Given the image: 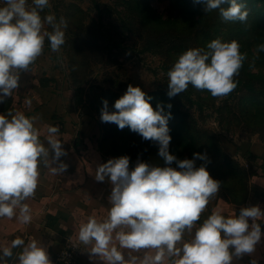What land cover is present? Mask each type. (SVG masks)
Here are the masks:
<instances>
[{
	"label": "clouds",
	"instance_id": "obj_1",
	"mask_svg": "<svg viewBox=\"0 0 264 264\" xmlns=\"http://www.w3.org/2000/svg\"><path fill=\"white\" fill-rule=\"evenodd\" d=\"M200 3L201 0H194ZM205 13L218 10L224 22L247 26L249 11L241 0H203ZM227 5V7H224ZM49 0H2L0 4V103L20 87L22 72H30L43 54L45 41L52 52L65 43L67 21L52 14L41 16ZM45 25L51 31L45 29ZM237 40H211L206 47L189 48L178 55L167 72L169 98L196 90L223 99L238 86L235 79L247 59ZM264 52V43L255 46L249 67ZM139 87L129 84L126 92L109 111L102 101L100 120L128 127L143 140L158 145L163 166L137 159L130 166L127 155L110 158L96 168L95 180L111 185L110 207L103 219L89 217L78 230L79 244L89 249V259L103 264H234L251 256L261 242L264 211L259 205L241 207L238 215L225 216L213 211L201 222L210 201L220 192L222 182L207 170L206 153H193L191 159H178L169 151L171 112L157 104ZM172 108L169 103L166 106ZM38 117L23 112L0 114V218L32 221V210L25 203L35 195L40 167L63 174L67 155L57 138L58 126L47 127L46 145L36 126ZM197 160L205 161L197 166ZM175 163L176 167H173ZM56 164L57 166H53ZM22 249L13 256L12 249ZM53 264L48 248L40 241L16 238L11 248L0 250V264ZM250 264H258L252 259Z\"/></svg>",
	"mask_w": 264,
	"mask_h": 264
},
{
	"label": "rangeland",
	"instance_id": "obj_2",
	"mask_svg": "<svg viewBox=\"0 0 264 264\" xmlns=\"http://www.w3.org/2000/svg\"><path fill=\"white\" fill-rule=\"evenodd\" d=\"M180 1L49 0L50 7L41 16L66 19L65 43L54 53L46 39L43 54L30 72L21 73L24 85L17 93L29 96L32 82L38 80L62 97V102L69 98L68 105L63 102L64 109L69 106L82 116L88 138L105 155H127L130 166L138 158L163 166L158 145L128 127L120 130L100 120L103 100L108 101L109 111H115L114 103L127 86H139L151 97L154 109L159 103L171 112L170 153L178 159L206 153L207 170L222 182L217 195L232 200L245 193L249 177L264 160V95L259 92L264 89V52L255 60V70L249 67L255 46L264 43V5L259 0H241L249 11L246 26L224 22L218 10L206 14L203 0H187L185 9V0ZM45 29L51 31L47 25ZM216 38L237 40L240 51L247 53L235 77L237 88L219 99L189 85L185 92L169 98L167 72L178 55L189 48L206 47ZM250 86L256 91H250ZM169 103L171 109L166 107Z\"/></svg>",
	"mask_w": 264,
	"mask_h": 264
},
{
	"label": "crops",
	"instance_id": "obj_3",
	"mask_svg": "<svg viewBox=\"0 0 264 264\" xmlns=\"http://www.w3.org/2000/svg\"><path fill=\"white\" fill-rule=\"evenodd\" d=\"M22 83L21 81L20 87H23ZM39 83L38 80L32 82V92L29 96L19 95L16 90L15 96L9 99L10 102L0 106V114H6L10 110L13 114L23 112L27 116L38 117L36 126L45 145L47 127L58 126L57 138L67 152V155L60 159L68 167L63 174H53L50 168L41 165L35 195L25 201L32 210V221L22 224L15 218H0V250L11 248L16 238L23 239L25 243L36 239L48 248L53 264H60L56 261L57 254L66 241L78 243L80 225L89 217L103 219L107 216L112 185L107 180L97 182L95 174L97 166L111 157L105 155L99 146L88 138V129L84 127L82 116L72 111L69 106H66L65 110L62 97L54 94L53 90L50 92V87ZM17 99L22 100L20 104ZM66 100L64 103L68 105L69 98ZM260 163L249 177L244 197L239 201H232L217 195L202 214L201 222L217 210L225 216H230L238 215L241 207L259 205L264 211V160H260ZM259 222L264 234V221ZM79 245L82 249L77 264H103L98 257L90 260V254L86 252L89 249ZM20 250L17 248L16 252ZM252 259H256L258 264H264V235L251 256L244 255L235 260L234 264H250Z\"/></svg>",
	"mask_w": 264,
	"mask_h": 264
},
{
	"label": "built area",
	"instance_id": "obj_4",
	"mask_svg": "<svg viewBox=\"0 0 264 264\" xmlns=\"http://www.w3.org/2000/svg\"><path fill=\"white\" fill-rule=\"evenodd\" d=\"M81 246L77 242L66 241L56 256L60 264H77L81 253Z\"/></svg>",
	"mask_w": 264,
	"mask_h": 264
},
{
	"label": "trees",
	"instance_id": "obj_5",
	"mask_svg": "<svg viewBox=\"0 0 264 264\" xmlns=\"http://www.w3.org/2000/svg\"><path fill=\"white\" fill-rule=\"evenodd\" d=\"M178 1H180V0H178ZM259 1L262 3V5H264V0H259ZM180 2H181V1H180ZM187 4H188V2H187V0H185V6H184V9L187 8V6H188ZM249 89H250V91H252V92H255V91H256L255 88H254L253 86H250ZM259 92H260L262 95H264V89L259 90ZM252 95H254V94H252ZM7 102L9 103L10 100H8ZM255 156H257V155H255ZM244 195H245V193H243L242 195H240V196H238V197H234V198L232 199V201H239L240 198L244 197Z\"/></svg>",
	"mask_w": 264,
	"mask_h": 264
},
{
	"label": "water",
	"instance_id": "obj_6",
	"mask_svg": "<svg viewBox=\"0 0 264 264\" xmlns=\"http://www.w3.org/2000/svg\"><path fill=\"white\" fill-rule=\"evenodd\" d=\"M16 250H17V248H13V249H12L13 256H14ZM8 260H9V264H10V262H11V260H12V257H9Z\"/></svg>",
	"mask_w": 264,
	"mask_h": 264
}]
</instances>
